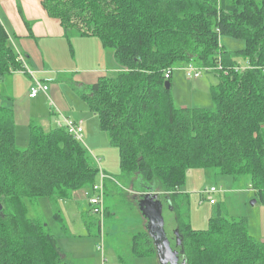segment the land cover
<instances>
[{
  "label": "trees",
  "instance_id": "1",
  "mask_svg": "<svg viewBox=\"0 0 264 264\" xmlns=\"http://www.w3.org/2000/svg\"><path fill=\"white\" fill-rule=\"evenodd\" d=\"M42 5L59 20L70 52L72 32L96 36L113 52L119 65L114 75L89 85L71 82L117 147L121 175L168 202L181 259L264 264V242L248 233L245 218H228L217 205L207 228L193 229L188 196L180 194L188 169L209 168L234 179L248 176L264 201V0H42ZM222 36L245 45L226 50ZM177 63L208 67L218 76L211 87L213 108L174 104L165 82ZM21 68L0 22V80ZM15 136L13 109L0 104V264H74L58 249L48 225L28 216L26 198L69 199L96 182L98 166L63 128L31 123L25 149L16 146ZM109 213L105 207L104 215ZM54 216L61 220L58 212ZM132 251L136 257L156 256L147 231L132 236Z\"/></svg>",
  "mask_w": 264,
  "mask_h": 264
},
{
  "label": "rangeland",
  "instance_id": "2",
  "mask_svg": "<svg viewBox=\"0 0 264 264\" xmlns=\"http://www.w3.org/2000/svg\"><path fill=\"white\" fill-rule=\"evenodd\" d=\"M70 41L74 49V59L71 65L77 71L83 72L85 67H92L94 63H97L105 75L115 74V71L108 70L110 69L108 57L110 50L102 46L98 37H78L72 32ZM220 42L229 51L241 49L245 45L243 39L230 36H222ZM31 49L42 50L44 54L54 59L56 57L52 55L57 56L59 52V48ZM65 50L69 52L68 49ZM187 65V63H177L171 68L170 90L174 104L177 107L213 108L211 87L218 82V76L212 71L201 70L200 76L189 77L184 69ZM242 65L245 66V63L243 62ZM65 73L68 74H64L62 79L70 84L68 86L71 93L76 92L77 85L71 81H75L77 74ZM11 76V85L7 81L4 83L5 80L0 81V84L4 86V92L11 97L10 100L14 104L16 146L19 149H25L28 145L29 132H26V126L22 125V119L26 120V117L23 118V113L24 109L29 107V102L25 99L27 92L25 82H29L24 74L13 73ZM82 76H84L83 73ZM54 77L51 84L65 83L61 78L60 80L55 75ZM89 84L91 83L88 82ZM83 88L87 89L88 86ZM46 106L48 108V102ZM92 116L94 119L89 122V126L93 131L90 133L83 131L82 145L87 148L91 161H94L93 157L100 159L98 167L107 175L106 179H111L105 180L104 195V206L109 209V215H104L101 222L98 215L87 213L90 206L80 193V197L76 200L45 198L31 203L26 198L28 216L41 219L48 225L55 237L58 249L74 264H100L97 244L101 242V235L103 236L105 264H151L154 256L136 257L133 254L132 236L146 230L143 223L145 217L138 202L132 198L131 182L121 175L117 147L111 144L107 132L99 127L97 115ZM35 121L39 122V120ZM43 129H48V127ZM106 151L108 154L105 153ZM95 181L96 184L100 183L99 172ZM249 183L248 176L234 179L231 175L217 174L209 168L188 169L185 182L180 187V194L188 196L189 205L186 209L188 208L191 227L193 229L207 228L208 219L214 214L217 205H221L226 217L245 218L248 233L258 241L264 239V201L255 194ZM210 186L217 188V191L211 194L216 201L213 205L209 203V194L205 193ZM82 189L79 188L76 191L83 192ZM166 206L164 202L165 228L171 246L174 247L177 241L174 232L175 215ZM56 212L60 214L61 220L54 216Z\"/></svg>",
  "mask_w": 264,
  "mask_h": 264
},
{
  "label": "crops",
  "instance_id": "3",
  "mask_svg": "<svg viewBox=\"0 0 264 264\" xmlns=\"http://www.w3.org/2000/svg\"><path fill=\"white\" fill-rule=\"evenodd\" d=\"M0 22L8 33L9 45L14 49L16 54L20 53L25 57L28 67L34 71L33 77L50 84L48 96L47 94L40 92L36 97L30 98L28 92L33 79L30 75L20 72H11L10 76L3 79L5 81L0 80L4 83L7 81V83L11 85V75L13 73L24 74L27 77L29 83L25 82V86L27 85L25 99L29 102V107L28 109H24L23 113V118L26 117V120L23 121L22 119V125L24 124L27 129L26 132H29V125L33 122L43 128L48 127L49 129L57 127V116L54 114L53 110H60L65 115L70 116L75 120H81L84 130L89 133L93 131L89 126V122L94 119V116H92L93 114H91L92 112L89 110L87 104L81 100L75 92L71 93L69 91L70 84L62 79V76L68 74L65 72L77 74V76H75L76 82L80 83V85L88 84V82L93 83L98 77L104 75L103 69L100 66H97V63H94L92 67H85L83 72H79L73 65H71L74 59L72 54L74 51L70 52V47L64 34L63 27L58 19L48 15L42 5V0H0ZM31 48H59V52L57 56L55 54L52 55V57H56L54 59L44 54V51L42 50L35 51ZM65 49H68L69 52H66ZM108 57L110 62V69L108 70L117 71L119 65L114 59L113 52H109ZM78 73H80V75ZM82 73L84 76H82ZM54 75L59 79L61 78L65 83L51 84L55 79ZM10 99L11 97L4 92V86L0 84V100H2L0 101V104H4L13 109L14 104ZM7 100L10 101L5 103ZM47 102L49 105L48 108L46 106ZM13 112L15 121V111ZM38 113L40 114L38 115ZM35 120H39V122ZM105 153L108 154V151ZM105 180L107 179L105 178ZM82 190L83 192L75 191L70 199L76 200L80 197V193L84 196L85 189ZM130 190V193L133 195V200L136 202H139L142 199L143 194L150 192L155 193L152 191H143L141 187H139V183L131 185ZM160 198L163 209L164 202L167 205L166 207H169L168 202L163 201V197ZM213 204H216V201ZM88 211L89 209L86 212L88 213ZM147 222V219L144 218L143 223L148 232ZM164 231L167 235L165 222ZM260 241L264 242V239H261ZM152 259L154 261L152 260L151 264H159L157 256Z\"/></svg>",
  "mask_w": 264,
  "mask_h": 264
},
{
  "label": "built area",
  "instance_id": "4",
  "mask_svg": "<svg viewBox=\"0 0 264 264\" xmlns=\"http://www.w3.org/2000/svg\"><path fill=\"white\" fill-rule=\"evenodd\" d=\"M16 60L19 61L22 64L21 69L13 70V72H20L24 74H28L31 76L32 84L30 86L28 96L30 98L36 97L40 92L47 94L48 96V90L49 86L47 82H42L37 78L33 77V72L27 65V62L25 60V57L17 53L16 54ZM185 72L187 76L189 77H198L200 76V71H209L211 70L208 67L198 69L196 66L192 64H188L184 67ZM170 69H168L165 72V78L167 79L169 77ZM54 114H56V125L58 128L65 129L71 136H73L76 140H78L82 144V137H83V123L81 120H75L71 118L70 116L65 115L60 110H53ZM95 163L97 166L99 165L100 159L98 157H93ZM98 172L100 174V183L96 184L94 183L92 186L84 190V196L90 206L91 213L96 214L99 216L100 221H103L104 213H105V206H104V195H105V187H104V180L107 177V175L100 170L98 167ZM217 188L214 186L209 187L207 190H205L206 194H209L208 200L209 203L213 204L215 203V200L211 197V194L216 192ZM101 242L100 244H97V250L100 252V264H105L106 258L104 255V249H103V236H100Z\"/></svg>",
  "mask_w": 264,
  "mask_h": 264
},
{
  "label": "water",
  "instance_id": "5",
  "mask_svg": "<svg viewBox=\"0 0 264 264\" xmlns=\"http://www.w3.org/2000/svg\"><path fill=\"white\" fill-rule=\"evenodd\" d=\"M167 89L169 81L165 82ZM143 216L147 219L148 233L152 238L159 264H186L185 259L171 246L170 240L164 231L163 205L158 193L143 194L138 202ZM2 205L0 204V210ZM176 244H179L177 239ZM181 259V260H180Z\"/></svg>",
  "mask_w": 264,
  "mask_h": 264
},
{
  "label": "flooded vegetation",
  "instance_id": "6",
  "mask_svg": "<svg viewBox=\"0 0 264 264\" xmlns=\"http://www.w3.org/2000/svg\"><path fill=\"white\" fill-rule=\"evenodd\" d=\"M178 238L176 237V240H177ZM179 241V240H178ZM170 243H171V241H170ZM176 245V246H175ZM174 245V247H172L174 250H177L178 252H179V254H180V251H179V249H177V248H179L180 246V242H179V244H175ZM180 256H181V254H180Z\"/></svg>",
  "mask_w": 264,
  "mask_h": 264
}]
</instances>
